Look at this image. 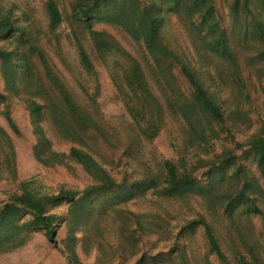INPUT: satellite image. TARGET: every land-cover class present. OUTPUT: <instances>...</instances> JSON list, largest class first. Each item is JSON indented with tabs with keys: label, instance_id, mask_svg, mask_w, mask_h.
<instances>
[{
	"label": "rangeland",
	"instance_id": "1",
	"mask_svg": "<svg viewBox=\"0 0 264 264\" xmlns=\"http://www.w3.org/2000/svg\"><path fill=\"white\" fill-rule=\"evenodd\" d=\"M47 1L0 0V264H247L257 248L264 260V159L256 162L254 145L264 135V0H145L155 41L185 55L219 121L200 110L154 112L114 84L112 61L84 39L93 68L79 65L68 40L76 2L55 0L64 20L52 29ZM97 1L86 13L96 30L151 75L155 50L130 30L134 21L113 20L123 2ZM63 74L69 124L40 93V81L57 88ZM116 139L127 148L114 150ZM163 158L184 186L155 176ZM35 214L52 216V234Z\"/></svg>",
	"mask_w": 264,
	"mask_h": 264
},
{
	"label": "trees",
	"instance_id": "2",
	"mask_svg": "<svg viewBox=\"0 0 264 264\" xmlns=\"http://www.w3.org/2000/svg\"><path fill=\"white\" fill-rule=\"evenodd\" d=\"M121 1L123 2V6H121L120 3H117L114 6L116 14L112 15L113 20L118 23V26H121L120 23L124 21V25L127 28L129 22L132 24L134 21V26L130 30L138 37V40L147 42L149 48L155 50V57L151 60L152 67L149 68V73H151V75L147 74V71L144 70L141 63L139 64L122 47L115 35L106 30H96L97 23L88 18L86 13L91 8L98 6L97 0L91 2L88 0H75L76 3L72 7V15L67 17L69 18L70 28V37L68 40L73 45L77 44V49L79 51V54H77L75 58L76 62L84 68H93L91 55L89 54L86 45L81 41V39H84L92 47L95 53H99L103 55L105 59L112 61L111 67L108 71L114 84L120 90L127 92L130 97L134 96L137 100L143 99L145 104L152 103L154 112H156L158 108H161L168 109L169 112L175 114H179V112L182 111L188 116L190 112L200 110V112L203 115H206L207 118L212 116L218 121L222 119L224 116L222 110L209 98L205 87L186 65L185 60L183 59L185 55L176 52V50H173L165 44L164 46H161L155 41V38L152 35V33L156 31L154 27L155 21L149 18L151 13L144 9V7H146L145 0ZM143 1L144 5L142 6ZM194 1H201L202 6L212 2V0ZM234 1L235 6L240 3V0ZM129 2H131L130 5H125ZM43 7L45 10L47 26L52 29L58 28L59 23L64 20V16L56 1L48 0L47 2H43ZM210 7H213V5H210ZM207 10L208 9H203L201 14H205ZM82 17L84 19H80ZM1 24L2 28H5L7 22L3 21ZM144 30L149 32H145ZM31 48L33 52L39 54V60L42 65H44V57L40 53L39 47L35 45ZM53 53L59 58L61 63L66 66L69 74L74 79V73H72L68 67V59L66 56L61 55L62 53L57 45H55ZM124 61L128 63V70L125 69ZM162 63L166 64V67H163L161 65ZM55 70L56 68L54 67V71ZM174 72H176L177 77H172ZM125 74L128 75V78L124 77ZM82 75H86L84 70L82 71ZM55 82L58 83L59 87L53 88L54 83L46 84L40 81V85L43 87V89L40 90V93L46 99V102L50 105L51 109L61 108L60 115H62L64 123L69 124V116L73 114V103L70 95L67 93V89L64 87L69 83V80L66 78L65 74H63V77ZM48 88H53V90H48ZM151 91L152 93L154 91L157 92L154 96V102L148 100ZM186 118L189 120L188 117ZM191 125L194 126L192 123ZM150 127L153 129L154 125L151 124ZM74 130L75 129L71 128V132ZM210 137L211 135L209 132H201L200 139L202 141ZM254 145L257 146L255 152L259 155L256 157V162L260 164L261 160L264 159V135L261 136L259 140L255 141ZM93 146L100 150L96 143H93ZM121 147L127 148V143L116 139L114 150ZM105 157L111 159L109 156ZM116 160H123L122 155L118 156ZM162 167V173L157 171L158 173H156L155 176L157 175L162 180H165L171 187L184 186L180 183H184L185 178L180 176L171 159L163 158ZM35 215L39 216L38 220H41L45 233L48 235L52 234V231L54 230L49 223L52 216L42 214ZM253 243L254 242H251V244ZM253 254L255 256L254 262L251 263V261H248L247 264H264L259 248H257V251H253ZM179 257V255L172 256L170 254V256L168 255V260L179 261Z\"/></svg>",
	"mask_w": 264,
	"mask_h": 264
}]
</instances>
